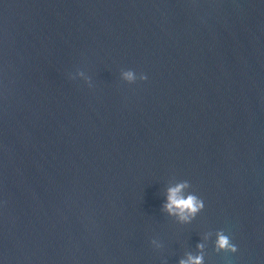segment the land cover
I'll use <instances>...</instances> for the list:
<instances>
[{
	"label": "water",
	"instance_id": "1",
	"mask_svg": "<svg viewBox=\"0 0 264 264\" xmlns=\"http://www.w3.org/2000/svg\"><path fill=\"white\" fill-rule=\"evenodd\" d=\"M201 253L264 264V0H0V264Z\"/></svg>",
	"mask_w": 264,
	"mask_h": 264
},
{
	"label": "clouds",
	"instance_id": "2",
	"mask_svg": "<svg viewBox=\"0 0 264 264\" xmlns=\"http://www.w3.org/2000/svg\"><path fill=\"white\" fill-rule=\"evenodd\" d=\"M77 77H83L85 83L91 87L90 78L85 73L78 71ZM121 79L129 84L135 83L137 79L144 81L147 76L143 73L137 76L132 70H124L120 73ZM190 188L188 181H179L166 190V202L163 209L170 216H175L179 222L188 223L196 217L204 208V201L192 192L186 190ZM203 245L198 244L197 249H202ZM214 250L217 252L236 253L237 247L231 242V238L224 233L223 230L216 232V240L214 242ZM179 264H204L203 254L195 256L188 254L186 259H181Z\"/></svg>",
	"mask_w": 264,
	"mask_h": 264
}]
</instances>
